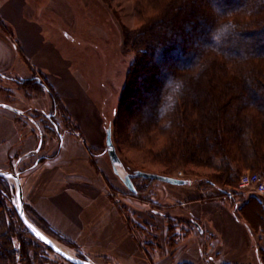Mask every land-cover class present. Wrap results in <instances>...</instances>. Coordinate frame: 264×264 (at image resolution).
Returning <instances> with one entry per match:
<instances>
[{"label":"trees","instance_id":"16d2710c","mask_svg":"<svg viewBox=\"0 0 264 264\" xmlns=\"http://www.w3.org/2000/svg\"><path fill=\"white\" fill-rule=\"evenodd\" d=\"M147 9L152 16L144 17ZM136 11L144 23L123 30V49L136 58L118 112L129 147L168 168L210 170L207 182L220 190H236L244 170L264 174V0H136ZM51 92L54 105H61ZM7 189L0 177V264L28 263L30 243L17 232L25 227L17 214L7 211ZM24 208L40 229L78 250ZM247 208L255 210L253 223L264 232L255 196L239 214ZM175 221L168 217L172 247ZM183 225L184 235L196 228L188 220Z\"/></svg>","mask_w":264,"mask_h":264},{"label":"crops","instance_id":"0c3cea01","mask_svg":"<svg viewBox=\"0 0 264 264\" xmlns=\"http://www.w3.org/2000/svg\"><path fill=\"white\" fill-rule=\"evenodd\" d=\"M32 1L0 0V79L14 82L41 73L74 125L76 103H85L77 87L86 91L88 83L64 53L65 43L59 44V38L37 17L46 10L69 25L72 5L69 0H45L40 7ZM29 8L34 10L31 15ZM37 100L53 112L55 106L46 91ZM5 104L0 100V170L32 167L20 178L24 203L95 264H264V232L253 223L255 210L247 208L240 215L245 202L232 207V200L218 190L184 179V185L164 184L166 212L148 209L154 237L148 243L154 245H145L147 253L116 206L118 201L108 194L104 173L91 166L74 132H62L58 142L25 112L17 114L2 107ZM255 197L264 211V195ZM168 217L197 223L201 231L191 229L172 247Z\"/></svg>","mask_w":264,"mask_h":264},{"label":"rangeland","instance_id":"374dc122","mask_svg":"<svg viewBox=\"0 0 264 264\" xmlns=\"http://www.w3.org/2000/svg\"><path fill=\"white\" fill-rule=\"evenodd\" d=\"M32 2L33 4L37 2L38 6L42 7L45 0H33ZM69 2L74 11L73 21L69 25L46 10H43L42 15H37V17L42 18V21L50 27L52 36L59 38V44L65 43L63 46L64 53L72 61L74 69L80 70L88 83L86 91L77 87L85 103H76L75 116L77 119H75L74 125L68 114H66L67 111L62 106V103L61 105L56 103L58 105H54L53 112L46 110L42 103L39 104L37 99L45 96V91L50 96L52 93L50 86L48 88L50 90H48L43 85L44 83L48 85V81L41 73L36 74L33 72L28 78L18 79V81L14 82L0 79V82L5 85L2 86L0 84V100L5 102V105L20 110L21 114L25 112L30 117V120L40 125L43 133L51 135L52 138L56 137L58 142L62 132L66 130L74 132L75 137L82 142L84 150L87 151L91 166L98 173L100 172L99 169L104 173L108 184V194L112 199L116 198L118 201L116 206L122 209L131 231L135 233L137 240L143 243L145 251L147 252L148 250L145 245H154L153 242L148 243L153 237L151 233L153 227L149 226L147 221L146 213L148 209L166 212L168 207L169 202L164 198L166 197L163 190L164 184L156 181L134 179L133 184L136 185L137 193L134 194L129 191L120 176L114 172L110 162L105 143L106 129L108 128L111 129L113 145L120 158V171L123 174L142 171L195 181L200 185L209 186V189L222 191L221 195L224 191L233 192L235 194L233 201L240 203L239 205L256 196L255 194L241 191L238 187L236 190H233L235 188L227 190L224 187L221 190L217 189L215 185H210L207 182L212 175L210 170L197 169L193 166L168 168L144 152L129 147L127 129L122 124V114L119 115L118 112H120L127 76L132 68L136 54L124 51L123 30L138 29L144 23L143 18L152 16L153 11L147 9L144 17L139 18L136 11V0H69ZM33 13V8H29L28 14L31 15ZM64 33L67 36L65 35L64 37ZM201 42L197 41L194 45H199ZM152 149H156V147ZM24 168L18 166V168L12 167L5 171L17 172L21 178L22 174L32 169V167ZM5 181L8 186V195L5 203L9 209L7 210L6 208V210L9 213H12V211L16 213L15 183L13 180ZM26 206L35 220H37L34 217L35 214L42 218L36 210L24 203V207ZM0 211H3L2 207H0ZM26 214L29 217L27 211ZM29 219L32 221L30 217ZM13 222L17 224L16 219ZM185 223V220L179 219L173 223L174 246H177L184 239V233L178 229H183V224ZM17 230L18 233L22 232L24 240L30 243L28 246V263L17 259L18 264H71L48 249L36 238L33 241L35 244H33L31 242L33 238L27 235L25 227L22 229L18 227ZM52 237L67 248L73 256L87 258L80 251V248L77 250L61 242L56 237ZM14 239L16 240V238ZM154 240L158 241V238ZM168 240H170V236Z\"/></svg>","mask_w":264,"mask_h":264},{"label":"water","instance_id":"95a60500","mask_svg":"<svg viewBox=\"0 0 264 264\" xmlns=\"http://www.w3.org/2000/svg\"><path fill=\"white\" fill-rule=\"evenodd\" d=\"M2 107L11 110L17 114H21V111L9 106V105H2ZM106 149L107 153L110 159V162L112 164V167L114 169V172L120 176L122 179V182L124 185L131 191L132 193L136 192V188L133 184L134 179H143V180H150V181H156L163 184H170V185H184L185 181L183 179H177L173 177L163 176V175H157L152 173H146L142 171H134V173H121L120 171V165L121 161L118 157L115 147L113 145L112 141V133L111 129H106ZM0 177L5 180H13L15 183V194H16V200L17 203L15 205L16 213L21 220L22 224L25 226V228L29 231V233L35 237L39 242L44 244L46 247H48L50 250L58 254L61 258L68 261L71 264H95L88 258H79L76 256H73L71 254H68L63 251L59 246H55V244L52 243V240L56 241L52 236L48 235L46 232H44L42 229H40L37 225H35L27 216L25 208H24V197H23V191L20 181V176L17 172L13 171H3L0 170ZM195 226L198 230L201 231L200 226L195 223ZM45 241L47 243H45ZM59 243L58 241H56ZM60 244V243H59ZM61 245V244H60Z\"/></svg>","mask_w":264,"mask_h":264},{"label":"built area","instance_id":"2783aa9c","mask_svg":"<svg viewBox=\"0 0 264 264\" xmlns=\"http://www.w3.org/2000/svg\"><path fill=\"white\" fill-rule=\"evenodd\" d=\"M180 179V178H177ZM238 188L242 191L255 195H264V180L260 173L246 172L241 175L238 182ZM228 199H233L235 194L231 191L226 194Z\"/></svg>","mask_w":264,"mask_h":264},{"label":"bare ground","instance_id":"6f19581e","mask_svg":"<svg viewBox=\"0 0 264 264\" xmlns=\"http://www.w3.org/2000/svg\"><path fill=\"white\" fill-rule=\"evenodd\" d=\"M158 183H160V182H158ZM52 243L55 244V246H57V247L59 246L61 249H63L64 252H66V253H68V254H71V252H70L67 248H65L64 246L60 245V244L57 243L56 241L52 240ZM59 247H58V248H59ZM71 255H72V254H71Z\"/></svg>","mask_w":264,"mask_h":264},{"label":"flooded vegetation","instance_id":"af4514ba","mask_svg":"<svg viewBox=\"0 0 264 264\" xmlns=\"http://www.w3.org/2000/svg\"><path fill=\"white\" fill-rule=\"evenodd\" d=\"M35 124H36L39 128H41L40 125H38L37 123H35Z\"/></svg>","mask_w":264,"mask_h":264},{"label":"snow or ice","instance_id":"6c2138e0","mask_svg":"<svg viewBox=\"0 0 264 264\" xmlns=\"http://www.w3.org/2000/svg\"><path fill=\"white\" fill-rule=\"evenodd\" d=\"M45 243H47V242L45 241Z\"/></svg>","mask_w":264,"mask_h":264}]
</instances>
